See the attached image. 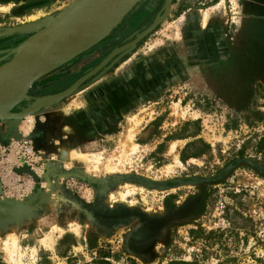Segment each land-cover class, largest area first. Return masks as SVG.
Segmentation results:
<instances>
[{
  "label": "rangeland",
  "instance_id": "obj_1",
  "mask_svg": "<svg viewBox=\"0 0 264 264\" xmlns=\"http://www.w3.org/2000/svg\"><path fill=\"white\" fill-rule=\"evenodd\" d=\"M71 1L0 0V61L39 33L12 29ZM164 4L137 0L12 112L61 96L1 118L37 156L35 177L8 171L15 139L0 133V264H264V0H171L73 87ZM36 187L25 212L5 211Z\"/></svg>",
  "mask_w": 264,
  "mask_h": 264
},
{
  "label": "water",
  "instance_id": "obj_2",
  "mask_svg": "<svg viewBox=\"0 0 264 264\" xmlns=\"http://www.w3.org/2000/svg\"><path fill=\"white\" fill-rule=\"evenodd\" d=\"M112 1L72 0L51 18L12 29L15 32H33L39 30V33L30 39L47 31L51 35L46 47L30 62L20 61L17 54L20 48L30 40L28 39L14 49V55L8 62L0 66V119L3 117L23 118L45 105L48 101L55 100L57 96H61L57 94L43 97L37 99L36 102L19 112H12V109L26 97L27 92L35 81L74 58L107 35L137 0H122L118 6L111 8ZM170 2L171 0H165L161 16H158L132 41L110 52L73 87L96 73L115 53H120L131 48L154 29L166 16ZM2 52L4 51H0V54ZM16 127L17 122H14L9 134L14 139H19L21 134L16 131ZM16 172L33 174L26 166L17 169ZM66 174L71 175L68 172ZM73 175L78 176L79 174L74 173ZM33 176L35 177V174ZM1 191L2 186L0 182V194ZM40 193V188L36 187L33 192L22 199V203L28 205L31 203L33 205L39 200Z\"/></svg>",
  "mask_w": 264,
  "mask_h": 264
},
{
  "label": "bare ground",
  "instance_id": "obj_3",
  "mask_svg": "<svg viewBox=\"0 0 264 264\" xmlns=\"http://www.w3.org/2000/svg\"><path fill=\"white\" fill-rule=\"evenodd\" d=\"M121 1L122 0H113L112 3H111V8L118 6ZM111 8H109V9H111ZM50 35H51L50 32L47 31V32L38 34L33 39H30L18 51V53H17L18 54V59L20 61L26 62V63L30 62L31 60H33L41 52V50H43L46 47V45L49 43ZM29 118L30 117H28V121L30 120ZM86 154H84V153H76V155H77V157H79V159H81L83 161H86V162L94 163V162H96L98 160V158H97L98 155H86ZM74 158H76V157H74ZM95 166H97V165L94 164L93 167H95ZM40 196H42V198H43L44 197L43 193H41ZM3 200L5 202V206L8 208V209H5V211L8 214H13V213H15V211L25 212L30 207V205H32L31 203L29 205L28 204H24V203H22L21 199H17V198H3ZM47 200H49V198ZM47 203L49 204L50 201H47ZM12 223H13V221H12ZM5 242H6L5 243V247L7 248V250L11 251V253L14 252L15 251L14 248H16L15 235L10 233L8 235V238L6 239ZM11 258L13 259L12 256H11ZM14 262H15V264H21V263L18 262V260L14 261Z\"/></svg>",
  "mask_w": 264,
  "mask_h": 264
},
{
  "label": "built area",
  "instance_id": "obj_4",
  "mask_svg": "<svg viewBox=\"0 0 264 264\" xmlns=\"http://www.w3.org/2000/svg\"><path fill=\"white\" fill-rule=\"evenodd\" d=\"M12 147V148H11ZM8 150L15 152L13 164L8 171L15 170L18 167L28 166L33 168V163L37 156L36 150L33 148L32 140L28 135H22L19 139L13 140V143L8 145Z\"/></svg>",
  "mask_w": 264,
  "mask_h": 264
},
{
  "label": "crops",
  "instance_id": "obj_5",
  "mask_svg": "<svg viewBox=\"0 0 264 264\" xmlns=\"http://www.w3.org/2000/svg\"><path fill=\"white\" fill-rule=\"evenodd\" d=\"M0 51H2V50H0ZM1 54H4V53L2 52ZM2 62L3 61H0V66L5 64ZM7 125L8 124H7L6 120H4V119L0 120V133H1L3 139H6L10 135L9 132H10L12 126H7ZM27 126H28L27 128H29V124ZM21 128H22V125H21ZM19 130H20V125H17L16 131L19 132ZM20 132H22V131L20 130ZM41 141H43V140H41ZM40 197L41 196H39V198Z\"/></svg>",
  "mask_w": 264,
  "mask_h": 264
},
{
  "label": "flooded vegetation",
  "instance_id": "obj_6",
  "mask_svg": "<svg viewBox=\"0 0 264 264\" xmlns=\"http://www.w3.org/2000/svg\"><path fill=\"white\" fill-rule=\"evenodd\" d=\"M1 186H2V184H1Z\"/></svg>",
  "mask_w": 264,
  "mask_h": 264
}]
</instances>
